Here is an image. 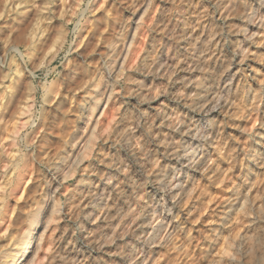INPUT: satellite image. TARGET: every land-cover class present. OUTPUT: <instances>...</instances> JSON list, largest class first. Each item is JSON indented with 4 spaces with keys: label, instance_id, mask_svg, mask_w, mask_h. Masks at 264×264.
<instances>
[{
    "label": "clouds",
    "instance_id": "obj_1",
    "mask_svg": "<svg viewBox=\"0 0 264 264\" xmlns=\"http://www.w3.org/2000/svg\"><path fill=\"white\" fill-rule=\"evenodd\" d=\"M0 264H264V0H0Z\"/></svg>",
    "mask_w": 264,
    "mask_h": 264
}]
</instances>
